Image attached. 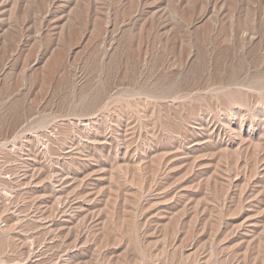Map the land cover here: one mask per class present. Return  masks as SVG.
Segmentation results:
<instances>
[{"label":"rangeland","instance_id":"obj_1","mask_svg":"<svg viewBox=\"0 0 264 264\" xmlns=\"http://www.w3.org/2000/svg\"><path fill=\"white\" fill-rule=\"evenodd\" d=\"M0 264H264V0H0Z\"/></svg>","mask_w":264,"mask_h":264}]
</instances>
